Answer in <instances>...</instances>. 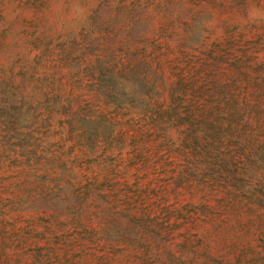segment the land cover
<instances>
[{
	"label": "rangeland",
	"instance_id": "rangeland-1",
	"mask_svg": "<svg viewBox=\"0 0 264 264\" xmlns=\"http://www.w3.org/2000/svg\"><path fill=\"white\" fill-rule=\"evenodd\" d=\"M0 264H264V0H0Z\"/></svg>",
	"mask_w": 264,
	"mask_h": 264
}]
</instances>
